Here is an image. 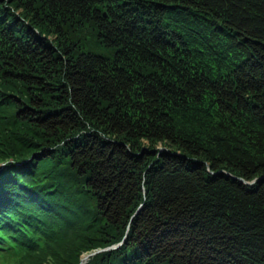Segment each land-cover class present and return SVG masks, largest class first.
I'll list each match as a JSON object with an SVG mask.
<instances>
[{
	"label": "trees",
	"instance_id": "1",
	"mask_svg": "<svg viewBox=\"0 0 264 264\" xmlns=\"http://www.w3.org/2000/svg\"><path fill=\"white\" fill-rule=\"evenodd\" d=\"M1 165L0 264H264V0H0Z\"/></svg>",
	"mask_w": 264,
	"mask_h": 264
},
{
	"label": "rangeland",
	"instance_id": "2",
	"mask_svg": "<svg viewBox=\"0 0 264 264\" xmlns=\"http://www.w3.org/2000/svg\"><path fill=\"white\" fill-rule=\"evenodd\" d=\"M104 15L107 18L108 15L106 12H104ZM88 23L89 24H87V26L86 25L82 26L81 24H71V26L68 28L69 30L68 32L72 33L70 37V40L72 41V43H79L80 45H82L80 49V53L81 51H84V52H92V53L99 54V55H106V57H113L114 54L112 53V49L107 48L105 43L101 42L103 40V37L99 35V31L94 26L93 22H88ZM6 87H5L7 89L6 91H9L15 94V88L11 89L10 85H6ZM159 148L161 150L159 154H162L164 151V147L159 146ZM0 167L1 169H4L5 166L1 165ZM119 248L120 246L115 247L114 249L117 250ZM97 253L98 252H94L90 256L97 254ZM86 256H84V258ZM86 260L84 259V261Z\"/></svg>",
	"mask_w": 264,
	"mask_h": 264
},
{
	"label": "water",
	"instance_id": "3",
	"mask_svg": "<svg viewBox=\"0 0 264 264\" xmlns=\"http://www.w3.org/2000/svg\"><path fill=\"white\" fill-rule=\"evenodd\" d=\"M241 182H243L244 184H246V185H253L255 182H252V183H250V182H247V181H245V180H243V179H239ZM89 256L90 255H88V256H86L84 259L86 260V259H88L89 258Z\"/></svg>",
	"mask_w": 264,
	"mask_h": 264
},
{
	"label": "bare ground",
	"instance_id": "4",
	"mask_svg": "<svg viewBox=\"0 0 264 264\" xmlns=\"http://www.w3.org/2000/svg\"><path fill=\"white\" fill-rule=\"evenodd\" d=\"M162 147H163V146H162ZM118 246H121V245H118ZM118 246H116V247H118ZM114 248H115V247H114ZM114 248H113V249H114Z\"/></svg>",
	"mask_w": 264,
	"mask_h": 264
}]
</instances>
